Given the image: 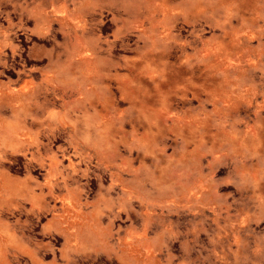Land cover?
Returning <instances> with one entry per match:
<instances>
[{
  "label": "rangeland",
  "instance_id": "1",
  "mask_svg": "<svg viewBox=\"0 0 264 264\" xmlns=\"http://www.w3.org/2000/svg\"><path fill=\"white\" fill-rule=\"evenodd\" d=\"M0 264H264V0H0Z\"/></svg>",
  "mask_w": 264,
  "mask_h": 264
},
{
  "label": "crops",
  "instance_id": "2",
  "mask_svg": "<svg viewBox=\"0 0 264 264\" xmlns=\"http://www.w3.org/2000/svg\"><path fill=\"white\" fill-rule=\"evenodd\" d=\"M86 18V17H85Z\"/></svg>",
  "mask_w": 264,
  "mask_h": 264
}]
</instances>
